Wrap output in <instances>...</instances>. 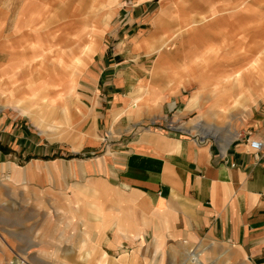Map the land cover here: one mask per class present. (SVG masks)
<instances>
[{
	"label": "crops",
	"instance_id": "obj_1",
	"mask_svg": "<svg viewBox=\"0 0 264 264\" xmlns=\"http://www.w3.org/2000/svg\"><path fill=\"white\" fill-rule=\"evenodd\" d=\"M36 2L0 0V21L11 24L0 34L3 59L29 54V34L21 25L30 24L31 3L37 4L33 10L42 6ZM147 2L138 1V8L126 10V21L113 35L119 45L109 51L106 45L98 59L89 63L84 73L87 78L76 88L89 122L88 137L74 149L83 156L54 158L60 163L52 167L38 165L39 177L31 176L28 183L36 192L39 212L46 216L45 245L47 238L48 243L53 238L75 251L86 249V256L88 250L98 247L104 250L102 260L126 255L125 262L131 259L133 253L128 254L132 249L140 248L134 264L151 260L162 264L164 257L167 263L182 264L185 249L198 251L186 257L193 264H264V85L254 81L261 94L256 93L255 101L250 99L242 119L228 127L222 139L199 121L185 122L190 111H196V116L215 114L220 108L214 105H221L217 93L210 96L209 90L203 92L201 107L196 104L197 90L187 101L194 85H186V70L175 88L157 90L159 97L147 103L141 96L146 88V82L139 81L143 76L132 78L133 71L126 69V63L136 57V48L129 45L137 35L128 27L134 29L143 21ZM10 8H15L11 21ZM257 21L264 24L263 17ZM32 38L38 37L33 33ZM252 49V45L246 48ZM261 61L256 57L237 68L234 60L228 76L239 81ZM228 76L226 81H230ZM221 82L218 91L222 92L230 83ZM182 87H189L184 97ZM135 88L140 93L132 96ZM168 96L182 100L171 115L168 110L177 101L170 106L165 100ZM4 102L0 100V154L8 148L21 149L22 136L29 134L8 114ZM251 138L260 139L262 147L252 148ZM38 148L47 152L44 146L33 145L26 151ZM54 159L33 157L26 164ZM146 248L149 251L144 252ZM118 249L123 251L111 256ZM91 256L85 264L94 263Z\"/></svg>",
	"mask_w": 264,
	"mask_h": 264
},
{
	"label": "rangeland",
	"instance_id": "obj_2",
	"mask_svg": "<svg viewBox=\"0 0 264 264\" xmlns=\"http://www.w3.org/2000/svg\"><path fill=\"white\" fill-rule=\"evenodd\" d=\"M34 1H40L42 6L33 10L37 4L31 3L30 24L21 25L29 34V54L10 55L6 59L0 54L3 59L0 60V100H5L2 106L8 105V114L29 132L22 136L21 149L8 148L0 154V264H22L23 260L28 264H85L91 254L93 264H97L99 259L102 260L104 250L101 248L93 247L86 256V249L75 251L73 247L53 242V238L51 243L47 238L45 245L43 226L46 216L43 211L39 212L36 192L28 183L31 176L39 177L38 165L52 167L60 163V159L54 158L67 160L83 156L74 149L88 137L89 122L76 88L80 80L87 78L84 73L89 63L97 60L107 46L106 51H109L119 45L118 38L113 35L126 21V10L138 8L135 3L141 0ZM147 3L143 21L134 29L128 27L137 36L129 45L136 48V57L126 63V69L133 71L132 78L143 76L139 81L146 82V88L141 91V96L147 103H154L159 97L157 90L175 88L182 82L186 70V85H194L186 96L187 101L192 91L197 90L200 96L196 104L201 107L203 92L209 90L210 96L217 93L221 105H214L220 108L215 114L196 116V111H190L184 116L185 122L199 121L206 130L216 131L221 139L225 138L223 132L238 123L250 107V99L255 101L256 93L261 94L254 81L264 85V24L257 21L264 18V0H148ZM10 10L11 21L15 8ZM9 27V22L3 24L1 20L0 34L3 28ZM33 33L37 39L32 38ZM249 45L253 46L250 51L246 50ZM256 57L262 61L250 75L239 81L228 76L233 72L232 61H237L235 66L238 68ZM227 76L230 81L225 80ZM221 81L230 83L226 89L223 86L224 92L218 91ZM189 87L187 90L181 88L182 97L189 92ZM138 90L135 88L136 93L131 95L139 94ZM17 91L26 92L33 98L29 115H24L9 102ZM9 92L12 94L7 96ZM176 98H165L170 106L173 100L177 101V105L169 108L170 115L181 107L180 96ZM30 145L44 146L47 152L38 148L39 151L35 149L28 153L26 150ZM33 157L54 160H33L27 165ZM72 161L76 163L77 160ZM30 244L33 246H26ZM139 250L126 253H133L128 262H125L126 255L118 260L108 256L102 264H134ZM143 250L149 251L148 248ZM193 250L185 249L182 264H193L190 258L198 252ZM122 251H113L111 256ZM186 257L190 258L186 260ZM147 264H153L152 260ZM162 264L172 263H167L164 257Z\"/></svg>",
	"mask_w": 264,
	"mask_h": 264
},
{
	"label": "bare ground",
	"instance_id": "obj_3",
	"mask_svg": "<svg viewBox=\"0 0 264 264\" xmlns=\"http://www.w3.org/2000/svg\"><path fill=\"white\" fill-rule=\"evenodd\" d=\"M8 94L10 95L12 93L9 92L6 95L8 96ZM32 101L33 98L30 97V94L28 95L26 92L23 91H21L20 93L19 91H17L16 94H12L9 100L10 103H12L15 107H18L21 110V112H23L25 115H29L30 107L33 106Z\"/></svg>",
	"mask_w": 264,
	"mask_h": 264
},
{
	"label": "built area",
	"instance_id": "obj_4",
	"mask_svg": "<svg viewBox=\"0 0 264 264\" xmlns=\"http://www.w3.org/2000/svg\"><path fill=\"white\" fill-rule=\"evenodd\" d=\"M249 144L254 149H260L262 147V141L256 138L249 139ZM10 264H14V263H10Z\"/></svg>",
	"mask_w": 264,
	"mask_h": 264
}]
</instances>
